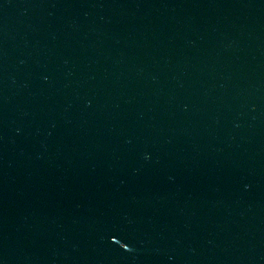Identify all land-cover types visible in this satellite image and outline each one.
<instances>
[{
  "label": "water",
  "instance_id": "water-1",
  "mask_svg": "<svg viewBox=\"0 0 264 264\" xmlns=\"http://www.w3.org/2000/svg\"><path fill=\"white\" fill-rule=\"evenodd\" d=\"M0 264H264V0H0Z\"/></svg>",
  "mask_w": 264,
  "mask_h": 264
}]
</instances>
